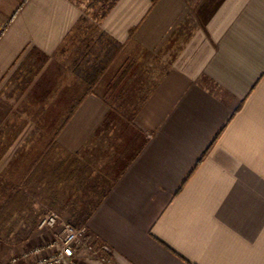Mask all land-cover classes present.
I'll return each instance as SVG.
<instances>
[{"label":"crops","instance_id":"crops-1","mask_svg":"<svg viewBox=\"0 0 264 264\" xmlns=\"http://www.w3.org/2000/svg\"><path fill=\"white\" fill-rule=\"evenodd\" d=\"M109 9L0 0V209L87 227L83 264H264V0ZM88 22L121 55L102 95Z\"/></svg>","mask_w":264,"mask_h":264},{"label":"rangeland","instance_id":"rangeland-1","mask_svg":"<svg viewBox=\"0 0 264 264\" xmlns=\"http://www.w3.org/2000/svg\"><path fill=\"white\" fill-rule=\"evenodd\" d=\"M83 9L86 11L87 16L94 20L99 21L107 13L109 7L115 0H77ZM83 25L82 36H77L72 43V61L75 62L77 73L85 78L88 75V70L91 67H97L104 69L106 66L115 65L120 61L121 55L117 52L118 47L111 46L107 41H104L96 31L92 30L91 24L88 22ZM95 26L94 24H92ZM124 56V55H123ZM111 66L109 70L102 74L101 80L104 83L105 80L111 79L113 73L111 72ZM128 68V67H127ZM103 71V70H102ZM86 72V73H85ZM86 75V76H87ZM85 80V79H84ZM99 81L91 80L89 83H94V90L101 95L104 94L103 85ZM144 87V85H143ZM148 87H144L146 90ZM119 143V141H117ZM27 207L24 208L23 219L12 215L11 212L14 209L3 210L0 209V263H4L12 255H19L24 251L36 248L37 246H44L53 242L63 231V227L60 222L68 223V221L61 218V216L53 211L47 210L42 212L37 206L31 204L36 201L31 196H27L25 199ZM57 214L59 217V224L55 228H48L40 230L38 224L50 214ZM12 215V216H10ZM10 216V217H8ZM21 219V222H16ZM7 224L6 221H10Z\"/></svg>","mask_w":264,"mask_h":264},{"label":"built area","instance_id":"built-area-1","mask_svg":"<svg viewBox=\"0 0 264 264\" xmlns=\"http://www.w3.org/2000/svg\"><path fill=\"white\" fill-rule=\"evenodd\" d=\"M59 224V217L53 213L43 219L38 227L40 230L55 228ZM62 225L61 235L55 237L53 242L44 246H37L24 251L19 255H12L4 263L0 264H83L81 256L83 253L99 254L106 253L109 248L102 246L95 248L89 236L87 227H75L69 223L60 222Z\"/></svg>","mask_w":264,"mask_h":264},{"label":"trees","instance_id":"trees-1","mask_svg":"<svg viewBox=\"0 0 264 264\" xmlns=\"http://www.w3.org/2000/svg\"><path fill=\"white\" fill-rule=\"evenodd\" d=\"M109 8H110V7H109ZM109 10H110V9H109ZM109 10H108V11H109ZM108 11H107V12H108ZM83 20H84V19H83ZM102 70H103V69H100V70H99V68L93 67V70H92L93 73H91V75H88L86 79L89 80L90 82H91V80H94V81H99V80H101V78H102V76H101V75H102V74H101V73H102ZM93 84H94V83H93ZM110 88H111V87H110ZM110 90H112V88H111Z\"/></svg>","mask_w":264,"mask_h":264}]
</instances>
